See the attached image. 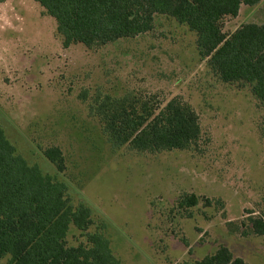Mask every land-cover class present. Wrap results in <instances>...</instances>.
<instances>
[{
	"label": "rangeland",
	"instance_id": "1",
	"mask_svg": "<svg viewBox=\"0 0 264 264\" xmlns=\"http://www.w3.org/2000/svg\"><path fill=\"white\" fill-rule=\"evenodd\" d=\"M248 22L264 23V0L226 16L222 30ZM129 94L182 98L198 114V141L154 152L113 145L90 106ZM0 128L17 155L90 209L86 231L70 225L69 246L98 232L120 264H190L219 245L264 264V234L250 232V218L264 221V106L249 84L221 81L172 17L156 13L151 30L104 45L63 47L35 0L0 1ZM50 146L62 172L41 153ZM191 194L197 204L180 206Z\"/></svg>",
	"mask_w": 264,
	"mask_h": 264
},
{
	"label": "trees",
	"instance_id": "2",
	"mask_svg": "<svg viewBox=\"0 0 264 264\" xmlns=\"http://www.w3.org/2000/svg\"><path fill=\"white\" fill-rule=\"evenodd\" d=\"M2 1V0H0ZM54 18L63 47L82 43L104 45L152 29L154 14H165L196 35L200 56L223 82H243L264 106V23H243L233 32L222 30L226 16L235 17L240 5L260 0H35ZM90 111L109 141L138 151L186 149L200 137L196 111L175 96L164 104L132 94L96 97ZM42 155L56 171L64 170L60 148ZM194 195L182 196L180 206H193ZM90 209L74 206L66 186L16 154L0 128V260L7 264H120L108 240L86 233V243L67 244L70 225L86 231ZM250 232L264 234V221L250 218ZM190 264H247L224 245Z\"/></svg>",
	"mask_w": 264,
	"mask_h": 264
},
{
	"label": "crops",
	"instance_id": "3",
	"mask_svg": "<svg viewBox=\"0 0 264 264\" xmlns=\"http://www.w3.org/2000/svg\"><path fill=\"white\" fill-rule=\"evenodd\" d=\"M243 6V4L242 5H240V8H239V11H238V14H239V12H240V9H241V7ZM248 7H249V5H247ZM251 6H253V5H251ZM237 14V15H238Z\"/></svg>",
	"mask_w": 264,
	"mask_h": 264
}]
</instances>
